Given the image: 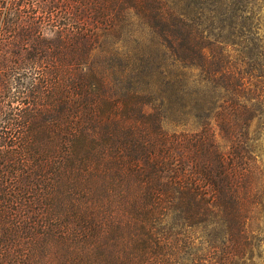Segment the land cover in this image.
Returning a JSON list of instances; mask_svg holds the SVG:
<instances>
[{"label":"trees","instance_id":"obj_1","mask_svg":"<svg viewBox=\"0 0 264 264\" xmlns=\"http://www.w3.org/2000/svg\"><path fill=\"white\" fill-rule=\"evenodd\" d=\"M258 1L0 0V264H264Z\"/></svg>","mask_w":264,"mask_h":264},{"label":"rangeland","instance_id":"obj_2","mask_svg":"<svg viewBox=\"0 0 264 264\" xmlns=\"http://www.w3.org/2000/svg\"><path fill=\"white\" fill-rule=\"evenodd\" d=\"M254 10H255V13H258L259 18H260V21H259L260 25H259V29L257 30V32L259 36L262 38V41L264 42V0H260L257 3H255ZM261 134H262V138L264 139V130L261 131ZM260 153L264 161V140L261 142ZM263 230H264V222H263ZM263 246H264V243H263Z\"/></svg>","mask_w":264,"mask_h":264}]
</instances>
